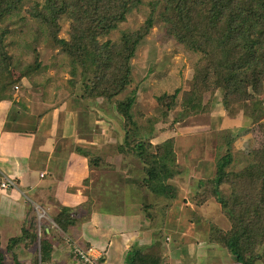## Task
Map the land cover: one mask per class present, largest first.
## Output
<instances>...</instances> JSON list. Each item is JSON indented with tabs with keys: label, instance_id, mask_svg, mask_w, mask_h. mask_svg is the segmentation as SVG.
<instances>
[{
	"label": "trees",
	"instance_id": "trees-1",
	"mask_svg": "<svg viewBox=\"0 0 264 264\" xmlns=\"http://www.w3.org/2000/svg\"><path fill=\"white\" fill-rule=\"evenodd\" d=\"M22 2L0 0V23L15 13ZM145 4L149 11L146 12L141 30L134 33L121 31L119 43L100 41L123 23L133 10ZM26 13L30 19L41 22L47 31L49 27L50 39L55 43L51 50L58 49L59 53L66 56L70 75L67 83L71 86L79 84V97L83 101L101 97L109 106L115 103L116 112L125 119L127 134L135 140L130 154L142 164L143 176L137 180V187L142 189V194L147 195L149 192L167 201L175 198L176 188L167 184L177 174L173 140L154 146L152 152V147L135 130L134 93L131 92L123 100L114 98L130 84L129 60L135 56L137 47L156 19L176 43L200 55L194 66L193 88L185 93L182 100L184 113L208 114L214 104L211 98L206 97L209 92L215 95L213 99L220 97L226 110H230L231 103L238 104L242 109H246V102L250 101L255 107L260 105L257 98L264 92V0H41V3H34ZM65 15L70 23L69 38L61 39L57 37L58 20ZM10 32L0 29V76L9 73L14 66L6 37ZM40 66H29L28 73L35 74ZM32 85L38 86L35 83ZM4 97L0 90V99ZM174 98L170 97L169 103L164 102L168 103L167 110L172 108ZM14 105L19 109L18 113L26 111L23 102L17 101ZM41 117V114L36 116L34 132ZM161 117H165V114ZM27 127L22 125L13 128L22 132ZM258 128L264 137V122ZM244 133L246 129L240 128L223 135L222 146L226 151L217 156L216 174L213 179L205 182L204 187L210 191L209 197L216 198L223 206L231 224L229 232L220 234L217 231L215 235L212 234L210 243L222 245L238 264H258L263 258L261 250L264 248V139L259 148L248 153L249 163L244 169L230 171L231 146ZM124 144L129 146L125 139L118 152L128 155ZM90 149L81 145L74 146V151L88 160L90 168L109 169L105 155L94 156ZM132 163H124L120 171L126 175ZM110 170H114V165ZM127 176L132 180L131 173ZM225 184L228 185V193L222 195L221 187ZM143 201L141 206L146 208ZM58 209V214L50 216L55 229L48 223H42L43 220H38V213L31 207L20 235L8 239L5 244L13 264H26L20 254L23 250L30 253L28 248L34 245V233L39 230L42 231L40 235L37 233L40 244L39 263L47 264L50 261L54 241L65 240L78 220L77 213H71V207L60 206ZM45 228L49 230L47 234ZM217 234L221 237H216ZM25 239L26 242L22 243ZM69 242L72 243L71 240ZM137 247L132 246L124 252L123 264H162L159 254H144ZM82 248L88 249L83 245ZM72 250L73 246L69 254L73 260L84 264L75 257ZM55 263L62 264L59 261ZM97 263L107 264L103 256L97 259ZM0 264H6L1 245ZM29 264L37 263L32 261Z\"/></svg>",
	"mask_w": 264,
	"mask_h": 264
},
{
	"label": "rangeland",
	"instance_id": "rangeland-1",
	"mask_svg": "<svg viewBox=\"0 0 264 264\" xmlns=\"http://www.w3.org/2000/svg\"><path fill=\"white\" fill-rule=\"evenodd\" d=\"M147 1L145 0V2ZM37 2L41 3V0H23L19 9L0 23V29L11 31L6 37L14 65L9 73L0 76V90L3 95L10 96L15 102L16 100L23 102L26 106H34L36 111L44 109L42 116L47 112L62 110L68 116L74 114L76 127L81 135L79 137L81 141L78 144L86 149L91 148L94 156L105 155L104 159L107 160L110 168L113 167V162H116L118 176L122 173L121 165L126 162L128 164L134 162V164L132 163L134 167L129 165V168H126L128 170L126 174H132L134 196H143L141 200H144L146 208H140L143 219L135 226L140 232H137V235L135 234L132 239L128 238L127 250L132 246H138L137 248H141L144 254L156 252L161 256L162 264H174L176 260L178 261L176 264H184L186 263L185 259H190V264H203L205 260L221 259L223 256L234 261V257L222 245L210 243L212 234L217 231L220 234L229 232L231 224L223 206L216 198L209 197L210 191L204 186L205 182L213 179L216 174L217 156L226 151L222 146L225 133L233 130L236 132L240 128L246 129V133L237 137L231 146L232 170L230 171L244 169L249 163L248 153L259 148L262 144L264 137L258 126L264 122V92L257 98L260 103L258 107H255L251 101L246 102V109H242L236 103H231L230 110L225 109L220 97L213 99L212 97L215 95H211L209 92L206 97L211 98L214 104L208 114L184 113L182 100L185 93L193 88L194 66L200 55L176 43L166 33L162 23L156 19L143 42L137 47L135 56L129 60L130 84L114 98V100H123L131 92L134 93L136 103L133 106V112L137 126L135 130L138 131L139 136H142L146 144L152 147V152L154 146L173 140L177 174L167 184L176 188L175 198L167 201L159 199L149 192L147 195L142 194V189L137 187L139 176H143L142 164L130 154L135 140L127 134L125 119L116 112L115 103L109 106L110 104L105 103L101 97L83 101L79 97V84L71 86L67 83L70 75L66 56L59 53L58 49L51 50L55 47V43L50 39L49 27H47V31L45 26H41V22L30 19L26 13ZM147 11H149L147 4L133 10L123 23L101 38L100 41H108L111 44L119 43L121 31L134 33L141 30L146 20ZM69 27L70 23L66 15L62 16L58 20L57 37L68 39ZM37 64H41L40 69L35 74H29L30 68L28 69V67ZM32 83L38 84V86L33 87ZM170 97L175 98L172 108L167 110L166 104L169 103ZM165 101L168 103H164ZM36 104H39L38 108L35 106ZM30 111L31 109L27 107L26 111H21V113H26L27 116ZM163 113L165 117H161ZM25 119L29 120L27 117ZM65 121L64 123L69 125L72 120L65 116ZM23 126L27 127L28 125L24 124ZM22 133L23 131L19 134ZM125 139L129 146L125 144L123 146H127L128 155L118 152L119 146ZM65 146L67 149L70 148L69 151L74 148V145L71 146L69 141ZM67 152L65 151V155ZM136 163L139 165L136 166ZM104 170H106L105 167L102 168V171ZM5 173L10 175L8 172ZM75 174L77 176L78 173L75 172ZM80 175L82 177L83 172ZM123 175L122 173L121 176ZM62 179L64 178L62 177ZM16 184L15 194L19 198L25 196L26 201H29L28 198H32V194L23 189L19 182ZM113 185L116 188L121 187L120 184L119 186ZM18 188L24 196L17 193L19 192L16 190ZM227 188V184L221 187L222 195L228 193ZM85 196L88 199L84 198L83 206L72 208L71 213H77L78 220L74 227L79 230L78 234L93 237L90 236V229H86L87 231L84 233L82 231V225L89 218L93 202L88 195ZM0 208L7 219L10 218L9 216H12L14 220L19 218L2 205ZM18 208L15 207V213L20 212ZM39 214L36 215L39 216L38 220H43L42 223H48L49 226L55 228L50 215L41 210H39ZM56 214H58V210L54 215ZM18 225L20 226L19 222ZM16 228L17 226H15ZM39 232L42 231L39 230ZM39 232L37 231L40 235ZM58 232H56L57 235ZM19 233L20 230H16L12 237L20 235ZM37 233H34L35 241L32 243L34 245L28 248L31 254L23 250L20 257L25 258L27 254H30L29 257L40 264L38 257L40 244ZM220 234H217L216 237L220 238ZM8 235L10 233L2 232L0 245L6 264H13L11 254L5 248ZM175 238L178 240L173 245ZM70 240L74 241L71 237H66L65 244L63 242L62 245L58 242L59 244L55 247L58 249V255L61 256L59 259L65 262H68L70 256ZM76 240L77 238H75ZM25 242L26 239L22 243ZM27 242L29 244L28 240ZM71 245L73 244L71 243ZM93 250V254H97ZM261 252L263 258L258 264H264V248ZM49 264H51V260ZM224 264H229V261H225ZM235 264L237 263L235 262Z\"/></svg>",
	"mask_w": 264,
	"mask_h": 264
},
{
	"label": "crops",
	"instance_id": "crops-1",
	"mask_svg": "<svg viewBox=\"0 0 264 264\" xmlns=\"http://www.w3.org/2000/svg\"><path fill=\"white\" fill-rule=\"evenodd\" d=\"M14 104L15 101L11 97L5 96L0 99V183L6 177L11 178L15 181V188H17L16 182H19L23 189L32 194V198H28L29 201H26V197L19 188L16 189L19 191L17 193L23 195L25 199L21 196L19 198L15 194L14 188H0V205L8 209L15 217H19L14 220L12 216H9L10 218L7 219L0 208V240H2V232L10 233L6 237L7 240L14 236L16 230L21 232L22 224L31 207L38 205L39 207H34L37 213L41 210L51 216L57 210L59 213L60 206L71 208L83 206L84 198H87L84 195H88L93 202L89 218L82 225V231L84 233L87 231L86 229H90V236L93 237L80 236L79 230L75 227L71 229L68 237L74 241L77 238L75 242L72 241L73 245L77 243L94 249L93 251L97 253L94 255L96 257L103 256L107 264H123V254L128 249V238L132 239L137 232H140L135 226L143 219L140 214L142 197L134 196L133 182L124 172H122L123 176L117 175L118 164L116 162H113L114 170L102 171L99 168H90L88 160L77 154L74 148L70 151V148H65L67 141L71 146H77L81 141L74 114L68 116L64 110L47 112L37 123V129L34 132L36 116L42 114L44 109L36 111L34 106L28 105L26 107L31 111L26 116V113H18L19 109ZM37 105L39 104L35 106ZM65 116L72 120L71 124L64 123L66 122ZM24 124L28 125L26 131H23L22 134L15 131V127H22ZM65 151H68L66 155ZM66 166L67 169H65ZM75 172L78 173L77 176H75ZM82 172L83 175L80 177ZM113 184L118 186L120 184L121 187L116 188ZM15 207H19V213H15ZM15 226H17L16 229ZM45 231L46 234L49 232L47 228ZM51 240L53 243V239ZM177 240L178 238L173 240V245L177 243ZM59 242L62 245L63 242L65 244V240H59ZM58 244L55 241L53 243L51 264H55V261L62 264H78L71 256L68 257V262L60 260L61 256L58 255V249L55 248ZM29 256L28 254L25 257L26 264L33 261ZM185 260L184 264H190V259ZM206 261H203V264L209 262L210 264H224L225 261H229V264L237 263L236 260L234 262L224 256L221 259L213 258ZM176 263H178L177 260Z\"/></svg>",
	"mask_w": 264,
	"mask_h": 264
},
{
	"label": "built area",
	"instance_id": "built-area-1",
	"mask_svg": "<svg viewBox=\"0 0 264 264\" xmlns=\"http://www.w3.org/2000/svg\"><path fill=\"white\" fill-rule=\"evenodd\" d=\"M0 188L1 189L15 188L14 181H12L11 179L6 177L0 183ZM39 216H40V214H39ZM72 253L75 255V257H77V259H79V261H81V263L83 262L84 264H98L97 259L99 257L94 256V254L92 253V249L85 250L82 247H80L79 245L74 244Z\"/></svg>",
	"mask_w": 264,
	"mask_h": 264
},
{
	"label": "clouds",
	"instance_id": "clouds-1",
	"mask_svg": "<svg viewBox=\"0 0 264 264\" xmlns=\"http://www.w3.org/2000/svg\"><path fill=\"white\" fill-rule=\"evenodd\" d=\"M75 245H79V244L76 243ZM79 246H80V245H79ZM80 247H82V246H80ZM88 249H89V248H88Z\"/></svg>",
	"mask_w": 264,
	"mask_h": 264
}]
</instances>
